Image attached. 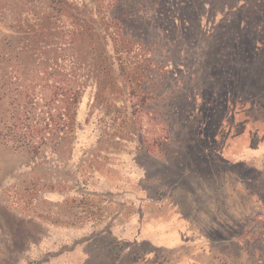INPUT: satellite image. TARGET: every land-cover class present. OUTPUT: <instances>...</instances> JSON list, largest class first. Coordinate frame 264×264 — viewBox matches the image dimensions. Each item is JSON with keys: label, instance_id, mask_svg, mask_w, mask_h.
Segmentation results:
<instances>
[{"label": "rangeland", "instance_id": "obj_1", "mask_svg": "<svg viewBox=\"0 0 264 264\" xmlns=\"http://www.w3.org/2000/svg\"><path fill=\"white\" fill-rule=\"evenodd\" d=\"M240 1L115 0L108 11L124 34L165 67L155 103L121 123L92 107L88 87L75 134L59 147L35 156L0 140V264L263 260L264 99L219 84L234 58ZM44 12L41 0H0V89L6 53L26 42L13 31ZM164 126L163 152L148 153ZM86 196L95 206L71 203Z\"/></svg>", "mask_w": 264, "mask_h": 264}, {"label": "trees", "instance_id": "obj_2", "mask_svg": "<svg viewBox=\"0 0 264 264\" xmlns=\"http://www.w3.org/2000/svg\"><path fill=\"white\" fill-rule=\"evenodd\" d=\"M41 1L50 13L44 12L33 20L35 24L13 31L22 33L26 42L19 46L18 38V48L6 53L9 69L0 89V140L35 156L42 147H59V142L75 134L77 108L88 87L92 90V107L122 115L118 119L127 123L148 103H155L152 89L165 68L154 62L157 52L124 34L108 11L114 8L115 0ZM232 6L231 25L237 27L240 42L233 37L229 50L234 56L232 65L219 84L236 86L248 92L247 98L261 101L264 0H241ZM239 16L244 21H238ZM245 21L251 27L248 32L241 29ZM240 43L243 45L239 49ZM237 50L241 61L234 65ZM219 72L222 74V69ZM163 132L157 142L148 145V153L163 152L168 140L166 126ZM87 198L72 199L71 203L95 206L92 200L85 201ZM261 258L257 264H264Z\"/></svg>", "mask_w": 264, "mask_h": 264}]
</instances>
